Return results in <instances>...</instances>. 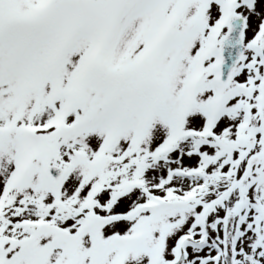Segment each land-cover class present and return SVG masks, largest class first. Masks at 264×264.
<instances>
[{
	"label": "snow or ice",
	"instance_id": "1",
	"mask_svg": "<svg viewBox=\"0 0 264 264\" xmlns=\"http://www.w3.org/2000/svg\"><path fill=\"white\" fill-rule=\"evenodd\" d=\"M0 264H264V0H0Z\"/></svg>",
	"mask_w": 264,
	"mask_h": 264
}]
</instances>
